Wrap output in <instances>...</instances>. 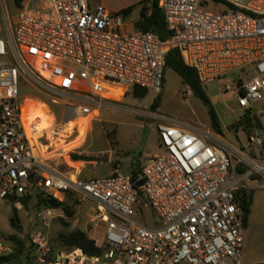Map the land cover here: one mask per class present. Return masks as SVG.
I'll return each instance as SVG.
<instances>
[{"label":"built area","instance_id":"obj_1","mask_svg":"<svg viewBox=\"0 0 264 264\" xmlns=\"http://www.w3.org/2000/svg\"><path fill=\"white\" fill-rule=\"evenodd\" d=\"M214 3L228 10L209 11ZM159 6L170 32L166 41L153 32H128L122 15L91 0H25L13 20L4 12L0 201L18 206L33 195L63 201L67 193L78 206L92 200L89 234L103 251L101 256L80 248L55 253L49 229L64 214L45 208L29 237L28 264H244L245 211L239 197L250 191L249 180L264 178L260 132L249 136L248 145L236 146L209 129L187 128L122 102L134 87L161 94L166 55L178 50L202 85L240 71L232 86L238 105L260 118L264 134V110L254 112L264 99V0H160ZM23 76L64 101L74 132H88L103 109L154 120L166 153L142 155L143 186L119 172L72 179L48 166L53 145L44 143L47 134L36 139V132L28 131ZM148 208L155 226L143 214L140 218V210ZM100 228L101 243L95 237ZM16 254V245L0 238V264Z\"/></svg>","mask_w":264,"mask_h":264},{"label":"rangeland","instance_id":"obj_2","mask_svg":"<svg viewBox=\"0 0 264 264\" xmlns=\"http://www.w3.org/2000/svg\"><path fill=\"white\" fill-rule=\"evenodd\" d=\"M239 1L246 2L247 0ZM91 2L93 5H103L111 12L122 15L127 23L128 32L139 30L136 24L141 19L143 8L147 6L146 0H91ZM17 9L15 0H0V24L4 25L5 23L4 12H7L10 20H13ZM126 10H130L127 15L124 14ZM208 10L213 13H221L227 11L228 6L224 3H214ZM240 76L241 72L236 71L207 85H203L210 99L211 106L217 114L221 133L213 128L209 108L202 100L194 96L190 88L183 83L182 77L171 68H168L165 72L164 89L161 94L148 92L145 98H135L132 90H130L125 95L122 103L127 108L162 115L181 122L187 128H196L201 131L209 129L236 146L248 145L249 136L245 130L242 128L236 132L233 128L234 124L242 119L241 117L245 112L238 105L239 94L232 89V86L238 83ZM20 95L22 98H28L29 102L48 106L50 115L54 117L55 127L51 132L47 133L44 143L49 146L53 145L51 154L48 157L56 156L60 158V168H65L63 166L65 158L61 156V150L64 152L65 157L68 156L69 159L73 154L83 157H88V153L95 155L96 161L100 165L97 166L94 172L85 171L83 178L109 176L111 165L108 164L107 160L110 158L111 149H109L105 141H100L96 137L98 130L102 126L107 127L108 132L111 134V140L118 142V146L114 151L115 161L121 160L123 163H134L135 167L138 168V157L141 154L161 155L166 153L161 145L156 122L152 119L133 116L126 112L103 109L93 122L95 128L88 137L87 132L82 128L80 131L74 132L75 122L67 125L64 101L55 98L54 95L41 88L28 76L22 77ZM159 96L162 99L161 104L157 110H154L152 105ZM54 100H57V103H54ZM263 110L264 99L254 106V112L257 114ZM62 129L64 130V133H62L64 136L54 138V133L61 132ZM257 131L260 132V130ZM32 134L33 130L31 128ZM260 134L262 133L260 132ZM262 136L264 138V134ZM262 184H264L263 177L249 180L252 206L248 227L243 231V259L247 256L257 262V264H264V187H260ZM40 196H31L28 207H25L22 203L16 206V202L13 200L0 201V238L8 239L12 235H18L28 242L32 230L40 225L39 214L42 212L38 206ZM75 206L77 215L70 228L64 227L59 220L60 218H56L51 224L49 233L56 252L63 251L57 241V237L61 232L79 229L91 230L92 228L90 218H85L83 213H79V209H83L84 205L78 206L76 204ZM85 207L87 215L90 216L94 212L96 203L90 200ZM13 208L19 210L21 230H16L10 224ZM62 213L64 214L63 211ZM139 214L141 219H143L141 214L145 216L148 225L155 226L157 224L151 208L143 210L142 213L140 210ZM103 232V228L97 230L95 237L99 243L102 241Z\"/></svg>","mask_w":264,"mask_h":264},{"label":"trees","instance_id":"obj_3","mask_svg":"<svg viewBox=\"0 0 264 264\" xmlns=\"http://www.w3.org/2000/svg\"><path fill=\"white\" fill-rule=\"evenodd\" d=\"M25 0H15V4L17 8H20ZM147 6H145L141 12V19L137 22L136 27L139 30L145 32H153L163 40L166 41L170 37V32L168 31L166 24V17L164 12L159 6L160 0H146ZM130 10H126L124 12L127 15ZM171 68L175 72H177L183 79V83L189 87L194 96L202 100L205 105L209 108V114L211 117L213 128L221 133V127L219 124V120L214 108L211 106L210 99L199 80L197 71L194 68L189 67L183 61L181 54L178 50H172L166 55V69ZM165 83V78H164ZM132 94L135 98H145L148 94V91L139 87H134L132 89ZM161 96H159L152 105L154 110H157L161 104ZM242 119L237 121L233 128L236 132L240 131L242 128L245 130L248 136H251L260 130L261 124L260 118L257 115H252L250 110L245 111L241 117ZM111 137V134H108ZM74 161H93L92 157L87 156H79L73 154L71 156ZM133 181L138 183L140 177L139 173H135L132 176ZM141 197H143V193L140 191ZM31 200V196H24L21 198V202L25 207H28L29 201ZM241 202V206L245 211L244 216V228L248 227L250 214H251V206H252V194L249 190H244L242 195L239 197ZM77 201L74 198V195L71 193H67L64 195L63 201L47 199L43 195L39 197L38 206L43 210L45 208H52L57 210H62L64 212V217L60 218L62 225L66 228H70L72 226L73 220L76 218L77 211L76 205ZM10 224L16 230H21V219L19 216V210L17 208H13L12 216L10 218ZM7 241L14 243L17 247V254L6 258L3 260V264H28V252H29V239L28 242L19 237L18 235H12ZM52 240V239H51ZM57 241L60 244V247L63 251L56 252V250L52 248L55 253H65L68 251H72L74 249L80 248L83 249L90 256H101L103 251L97 245V242L90 237L89 230H75L70 232H61Z\"/></svg>","mask_w":264,"mask_h":264},{"label":"crops","instance_id":"obj_4","mask_svg":"<svg viewBox=\"0 0 264 264\" xmlns=\"http://www.w3.org/2000/svg\"><path fill=\"white\" fill-rule=\"evenodd\" d=\"M140 127V126H139ZM94 124H92L90 130L87 132L88 137L89 134L92 130H94ZM143 130L144 128L141 127ZM109 132L107 130L106 126H102L100 127V129L98 130V133L96 135L97 139L100 141H105L106 144L109 146L110 150V158L107 160L108 164L111 165V170L109 172L108 175H112L116 172L119 173H123V174H127L130 176H133L135 173H139V177L141 174V168H142V161H141V155L138 157V168L135 167L134 163H123L121 160H114V151L118 146V142L111 140V137H109ZM88 157H92L94 160L93 161H74L72 160L71 156L70 159L67 157H64V161H63V166L65 167L64 169L60 168L59 163L61 162V159L53 156V157H49V161L47 162V165L50 166L52 169H54L55 171L62 173L64 175H67L68 177L72 178V179H90V178H83V174L85 173V171H90V172H94L97 168V166H99L100 164L97 163L96 161V157L94 154L88 153ZM94 178V177H92ZM90 200H87L83 205V209L80 208L79 209V213H83L85 218H90V222L92 219V215L90 216L87 215L86 212V203H88ZM244 264H257V262L253 261L251 258L249 257H245L243 259Z\"/></svg>","mask_w":264,"mask_h":264},{"label":"bare ground","instance_id":"obj_5","mask_svg":"<svg viewBox=\"0 0 264 264\" xmlns=\"http://www.w3.org/2000/svg\"><path fill=\"white\" fill-rule=\"evenodd\" d=\"M27 105L25 119L29 133L31 134L32 128L36 132L35 137L38 138L51 132L55 124L54 117L50 115L48 106L41 103H32L31 101H28ZM73 123L74 121L69 123V125Z\"/></svg>","mask_w":264,"mask_h":264},{"label":"water","instance_id":"obj_6","mask_svg":"<svg viewBox=\"0 0 264 264\" xmlns=\"http://www.w3.org/2000/svg\"><path fill=\"white\" fill-rule=\"evenodd\" d=\"M137 186L141 188L143 186V182L141 180H139L137 183Z\"/></svg>","mask_w":264,"mask_h":264}]
</instances>
